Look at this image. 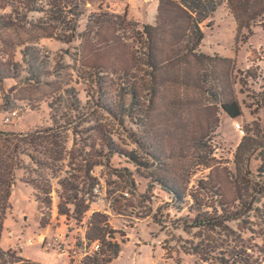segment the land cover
Returning <instances> with one entry per match:
<instances>
[{
    "label": "rangeland",
    "instance_id": "rangeland-1",
    "mask_svg": "<svg viewBox=\"0 0 264 264\" xmlns=\"http://www.w3.org/2000/svg\"><path fill=\"white\" fill-rule=\"evenodd\" d=\"M76 4L82 14L76 23L77 32L86 33L80 40L66 44L75 27L73 5L58 0H0V64L17 78L6 79L0 85V130L28 133L50 126L52 112L56 118L61 114L69 116L70 106L76 104L70 95L74 88L80 103L89 106V112L75 123L74 129L52 134L49 142L41 145L52 151L46 158L50 166L44 168L23 157V168L10 196L19 216L13 215L9 203L3 223L7 220L10 224L4 232L2 224L4 252L12 253L11 247L24 239L22 229L26 228V236L45 231L47 236L43 235L50 240L55 234L62 235L68 256L36 244L22 250L23 256L35 263L15 252L12 258L6 256L5 264H91L94 260L108 264L104 261L112 256L115 245L119 253L109 264H223L236 254L242 260L256 262L259 249L264 254V196L254 195L256 211L222 221L223 225L216 228L172 229L171 224L194 211L208 215L234 212L248 201V190L258 179L247 177L244 162L233 157L241 141L233 122L242 126L246 136L245 125L258 119V137L264 140V107L253 103L254 95L244 82L236 88V97L244 104L243 118L233 120L221 113L219 123L213 127L207 116L181 108L178 91L168 89L153 104L140 99L131 121L121 126L112 123L96 107L100 101L97 82H103L102 94L106 90L109 97L118 96L119 81L102 70L122 65L114 58L115 52L123 55L124 63L131 64L129 53L141 42L137 29L144 23H154L157 0H80ZM229 14L228 57L239 71L253 65L262 68L264 74V20L250 24L249 31L237 33L238 23ZM134 23L137 28H133ZM102 42L113 46V57L101 53ZM210 47L208 42L205 50ZM146 72L140 66L136 78L146 79ZM124 102L129 104V99ZM147 104L150 110L142 113ZM12 112L16 116L4 124L3 119ZM71 131L77 135L74 137ZM129 133L135 139H130ZM108 140L148 168L134 167L115 156L106 161L100 152ZM41 148L38 151L43 153ZM38 151L30 152L41 162ZM152 155L158 159H152ZM259 162L250 163L253 175ZM91 166L88 175L95 181L90 194L97 188L99 195L88 202L87 195L80 192L89 190L85 173ZM124 168L137 173L135 190ZM156 179L173 182L181 198L163 192L154 183ZM21 184L27 185L28 193ZM75 193L77 204L81 208L88 206L83 214L75 213L81 208L75 209L66 200ZM124 193L128 196L124 197ZM59 205L65 214L59 213ZM96 213L103 216L97 219L105 220L109 236L98 241V253L85 258L92 242L84 245L82 238ZM260 259L255 264H262Z\"/></svg>",
    "mask_w": 264,
    "mask_h": 264
},
{
    "label": "trees",
    "instance_id": "trees-1",
    "mask_svg": "<svg viewBox=\"0 0 264 264\" xmlns=\"http://www.w3.org/2000/svg\"><path fill=\"white\" fill-rule=\"evenodd\" d=\"M58 1L66 2L76 8L72 12L75 17V27L71 28L70 37L64 42L72 44L80 40L86 33L85 31L77 32L76 27V23L82 15L77 11L79 6L76 4L80 0ZM223 5L233 14L234 20L238 23L236 24L237 33L242 30L249 31L250 24L253 22L260 23L264 20V0H157L154 23L151 25L144 23L137 29L140 33L139 39H141V42L138 43V47L134 46V50L129 53L131 64L124 63L123 55L115 54V52L114 58L122 62V65L116 68H101L103 73L107 72L119 81L120 93L117 97L113 96V98L109 97L106 90H103L102 94L103 82H97V90L100 94V101L96 103L97 109L112 123L115 122L116 125L121 126L127 120L131 121L134 113L133 109L137 107L136 103L140 99H145L147 103L153 104V100H157L165 91L175 89L180 97L179 106L181 108L186 111L194 110L199 116H207L208 123L211 121V125L214 127L219 123L218 115L221 113L233 120L243 118L244 104L236 97V88L242 87L244 82L254 95V98H252L253 103L264 107V74L262 68L259 66L253 67L252 65L248 70L239 71L232 60L203 53L199 50V46L204 39V32L201 30L202 24ZM102 16L105 17L103 14ZM243 19H246V21H242ZM136 25L134 23L133 28H137ZM100 45H102V54L113 57V46L110 43L102 42ZM117 48L118 45H116ZM140 66L147 69V72L143 74L147 80L136 78V75L140 74ZM235 72H237V76L234 75ZM6 79L16 81V74L0 64L1 86ZM256 86L259 90L256 89ZM14 87L10 91H13ZM70 95L76 101V104L70 106V115L61 114L60 117L56 118L55 112H52L50 126L19 134L6 133L0 130V239L3 220L9 209L11 192L16 185L17 174L23 168V157L44 168L50 166V163L47 164L46 158L52 155V151L47 147L41 148V145L49 142L48 137L52 134L55 135L61 131L74 129L75 123L82 120L89 112L88 104L80 103L76 88ZM2 98L4 101L3 106L6 107L7 101L4 94H2ZM125 98L129 99V104H125ZM208 100L209 102L205 104L204 102ZM210 103L212 104L210 105ZM150 108L147 104L142 113L148 112ZM258 121L257 119L250 125H245L246 136L240 141L236 153L237 162L243 161L245 164V175L258 179V182L254 183L248 190V201L240 204V209L234 212H222L221 214L215 212L208 215V213L200 214L199 211H194L193 215L180 218L175 221V224H171L172 229L180 227L182 229L216 228L223 225L221 224L222 221L236 219L244 213L256 211L253 206L254 195L264 196V140H260L258 137ZM71 133L75 137L76 133L73 131ZM199 135L201 136V134ZM128 136L130 139H135L131 133ZM135 143L143 151L145 150L140 146L141 143ZM39 148L44 149V152L38 151ZM31 150L41 153V162L31 154ZM100 155L104 156L106 161L110 159V156H115L124 159L125 162H129L134 167L148 168L146 164H141L131 153L118 149L115 143L109 140L105 142ZM151 158L158 159L153 155ZM252 160L260 161L255 175L249 170ZM90 169H92V166L88 167L85 173V184H89V190L87 189L85 194L83 191L77 190L83 196L87 195L85 201L88 202H91L94 198L90 192L93 186L92 181L95 180L88 175ZM113 170L116 174L118 173V170ZM123 171L130 178V184L135 190L134 180L137 173L127 168H124ZM26 183H29V181L27 180ZM154 183L169 196L176 199L181 198L177 190L173 188V182L156 179ZM66 191L73 192V189ZM66 200L73 203L75 209L81 208L77 204L78 196L76 193L67 196ZM79 202L81 201L79 200ZM58 207L60 214L66 213L61 205ZM87 209L88 206H82L80 210H75V213L83 214ZM97 218L101 219L103 216L99 213L93 215V220L89 224V231L86 234V240L89 242H101L104 241L106 236H109L105 220L100 221ZM114 247L112 256L104 262L109 264L117 257L119 249L116 245ZM12 253L0 249V264L6 263V256L12 258V255H14ZM261 256L262 259L259 258ZM255 257L262 260L261 263L264 264V254H261L260 249ZM258 259L256 262L250 260L247 262V260L240 259V256L236 254L223 264H255L259 261ZM91 264L101 263L94 260Z\"/></svg>",
    "mask_w": 264,
    "mask_h": 264
},
{
    "label": "crops",
    "instance_id": "crops-1",
    "mask_svg": "<svg viewBox=\"0 0 264 264\" xmlns=\"http://www.w3.org/2000/svg\"><path fill=\"white\" fill-rule=\"evenodd\" d=\"M230 18H231V16H230L228 10L223 5L220 8H218L216 10V12H214L212 17H210L205 23L202 24L201 30L204 32V39H206V40L203 39V41L201 42V44L199 46L201 52H203V53L208 52V53H211V55H217V56H220V57H223L226 59H230L228 57V56H230V52L226 49L228 47L230 41H231V37H228L229 35H227L230 33L229 32V26H230L229 20H230ZM208 42L211 44V47H210L209 51H206L205 48H206V44ZM221 47H224V48L222 49ZM21 185L25 189V191H27V193H28L27 185H24V184H21ZM10 205H11V210H12L13 215L19 216V209L16 207H13L12 199H10ZM21 218L24 222H26L27 219L25 217L21 216ZM7 223L10 224V222H7V220H5L3 223L4 224L3 232L5 231V227H7L6 226ZM38 233L42 234V235L45 234L47 236V233L45 231H39ZM0 249L4 250L3 234H2L1 240H0ZM19 254L26 261L35 263V262L30 261L29 259L25 258V256H23L22 252H20ZM63 256H65V255H63ZM37 264H39V263H37Z\"/></svg>",
    "mask_w": 264,
    "mask_h": 264
},
{
    "label": "built area",
    "instance_id": "built-area-1",
    "mask_svg": "<svg viewBox=\"0 0 264 264\" xmlns=\"http://www.w3.org/2000/svg\"><path fill=\"white\" fill-rule=\"evenodd\" d=\"M199 50H200V48H199ZM15 116H16V113L12 112L11 114H9L8 116H6L3 119V123L4 124L10 123L12 117H15ZM233 127H234V130L239 135V138L242 140V138H244V136H245L242 126L239 125V123H237V122H233ZM236 151H237V148H235L233 150V152H232L234 154L233 157L236 155ZM212 155H213V152H212ZM232 164H233V161H232ZM91 193H92V190H91ZM98 195L99 194L97 192V188H94L92 196L94 197V196H98ZM123 195H124V197L128 196L127 193H124ZM104 213L107 214L106 212H104ZM88 226H89V224H88ZM25 234H26V228H23L22 229V236H23L24 239L20 240L17 246L11 247V252L20 253V252H22L23 249H25V248H27L29 246H33V245L39 244V245L44 246L45 249H52V250L55 249L56 251H58L62 255H65V256L67 255L68 256V250L63 248L62 235L55 234L52 239L48 240L42 234L33 235V237L32 236H26ZM24 235H25V237H24ZM82 241H83L84 245H88V241L86 240V235L83 236ZM99 250H100L99 242L98 241H94V242H92L90 244V246L88 248V252L85 253L84 257L85 258L90 257L91 255H94V254L98 253Z\"/></svg>",
    "mask_w": 264,
    "mask_h": 264
}]
</instances>
